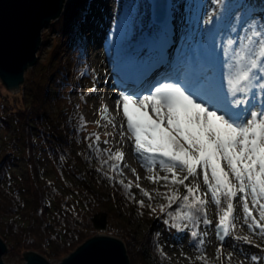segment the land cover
Masks as SVG:
<instances>
[{
	"label": "trees",
	"instance_id": "trees-1",
	"mask_svg": "<svg viewBox=\"0 0 264 264\" xmlns=\"http://www.w3.org/2000/svg\"><path fill=\"white\" fill-rule=\"evenodd\" d=\"M89 2L70 0L61 19L52 23L56 42L50 49L44 38L41 51L48 50L47 61L27 71L18 94L0 93L6 99L0 103V128L13 130L0 139V236L10 254L31 250L60 261L87 239L109 234L125 242L131 264H169L162 231L183 240L195 230L198 236L190 237V244L206 257L202 262L216 264L200 245L198 227L208 225L201 221L185 232L169 228L163 223L166 213L158 208L167 202L152 192L156 213L141 208L138 202L148 205V198L127 181L111 148L101 145L100 136L97 141L82 104L73 100V91L89 70L80 19L88 15ZM41 152L51 161L55 179L45 173ZM20 154L25 156L26 175L13 171ZM173 191L186 194L184 187ZM177 207L173 204L168 211ZM207 213L210 219L209 206Z\"/></svg>",
	"mask_w": 264,
	"mask_h": 264
},
{
	"label": "snow or ice",
	"instance_id": "snow-or-ice-1",
	"mask_svg": "<svg viewBox=\"0 0 264 264\" xmlns=\"http://www.w3.org/2000/svg\"><path fill=\"white\" fill-rule=\"evenodd\" d=\"M216 3L222 5L223 12L204 21L212 27L202 32V36L215 41L237 14L240 21L239 29H230L235 36L228 40V46L221 45L218 49L214 43L218 53L216 73L206 67L195 68L185 60L155 84L144 87L141 81L140 87L127 90L115 104L118 112L122 107L128 138L134 141V152L144 161L142 166L149 173L156 167L166 173L147 177L152 183L163 181L168 189L166 193L157 190V195L167 202L158 205L160 213L167 215L163 223L178 232L195 229L201 221L210 225L207 213L210 195L218 210L215 229L223 248V241L236 226L233 202L238 194L244 223L254 233L258 229V234L264 237V95L258 101L256 91L259 89V94H264V23L249 24L241 3L232 0H216ZM196 23L198 25L199 20ZM246 25L247 30L241 32ZM136 55L147 57L138 64L140 76H147L156 67L153 50L145 45L137 49ZM130 105L135 106L133 110ZM140 110L145 114L150 111L152 116L145 120L139 115ZM101 113L103 119L108 113L106 105H102ZM108 122L115 127L112 120ZM124 135L122 130L121 139ZM96 139L99 141V136ZM123 155L117 150L114 158L122 160ZM201 175L206 186L203 192L199 182ZM190 178L191 183H185ZM130 186L125 185V188ZM179 186L186 190L183 196L173 191V187L178 189ZM136 187L140 185L137 183ZM141 192L149 200L148 205L139 201L141 208L147 206L156 213L157 208L151 204L153 197L144 189ZM222 201L226 202L224 208L220 207ZM173 204L178 207L168 211ZM254 211L258 212V218L253 215ZM189 235L197 237L198 232L193 230ZM240 239L251 243L248 236L236 237ZM200 245H203L202 240ZM228 255L230 258L232 253ZM197 259L206 257L201 255ZM250 259L255 264L257 256L252 255Z\"/></svg>",
	"mask_w": 264,
	"mask_h": 264
},
{
	"label": "rangeland",
	"instance_id": "rangeland-1",
	"mask_svg": "<svg viewBox=\"0 0 264 264\" xmlns=\"http://www.w3.org/2000/svg\"><path fill=\"white\" fill-rule=\"evenodd\" d=\"M111 1L115 8L114 14H116V16L121 13H123L125 17L130 16L129 9L130 5H132V0ZM69 2L70 0L66 1L65 9ZM170 2V13L168 16H166L167 13L164 12V19L161 21V23L163 21L166 23L164 27H161L159 22H155L154 19L147 22L145 18H142L139 20L140 33L136 36L137 38H135V36L127 37L125 35H119L117 31L118 29H121V26H119V28L114 27L112 25L113 23H111V21L109 22V19L111 20V16H104V18L99 17L101 12L100 7L101 5L106 4L107 0H90L88 5V15L86 17H80L82 21L81 26L85 31L88 41L87 61L89 64V70L83 76L81 85L75 91H73V100L82 104L83 114L87 118L94 132L100 136L101 145L104 148L109 146L111 148L112 154H115L117 150L123 152V159L119 160L120 168L127 181H129L133 185L135 191L139 193H142L141 189L154 194H157V190L165 191L167 188L164 186L163 181L152 183L149 179H147V177L156 173H158L159 176H164L166 173L159 169V167H156L153 170V173L147 172L145 167L142 166L144 161L137 158V154L134 152V141L128 138L130 134L127 132L126 120L122 115V107L118 112L115 104V100L120 95L126 94L127 90H124L117 85V81L113 75V70L116 69V65H119L126 60V52L132 50L139 44L142 46L147 45L146 42L151 44V42L148 41V37L152 38V34L150 35L151 32H157V30H161V38H163L162 40L165 41L164 35L166 33L173 35V32H175L176 29L180 28L179 30H176V32H181L184 27L191 29L196 34V43L198 46L201 45L199 56L202 58V60L207 61L208 63L212 62L214 65H216L218 53L215 52V46H217L218 49L221 45L228 46V40L235 36V34L230 31L231 27H237L239 29L240 24L238 18L239 14H237V18H234L231 25H229L224 32L217 36L214 41V38H208L206 35L202 36L201 33L212 27V25L206 24L204 21L209 16H218L219 13H222V5L217 4L216 0H171ZM225 2H228V0H225ZM232 2L243 4L244 10L247 12L246 18H248L249 15L254 14L257 16L256 23L258 25L264 23L263 0H232ZM138 3L142 5L141 8H144L146 15H148L149 11L151 12L152 0H138ZM178 3L180 4L179 8L177 7ZM205 10H207V15H204ZM197 20H199L198 25L196 23ZM52 23L47 25L42 32L41 47L43 45L44 38L49 41L48 49H50L56 42V38L54 36L56 33L52 30L55 25H52ZM146 23L147 28L144 27V24L146 25ZM153 24L154 28L148 32L151 25ZM110 26H112V29H109ZM165 30L168 31L165 32ZM103 31L104 35L102 34ZM185 33H187V31ZM41 47L38 51V62L47 61L49 56L48 50L41 51ZM231 47H235V45H232ZM121 50L124 55L121 53ZM115 56H117L116 59ZM124 81L126 83L132 82L133 79L127 78ZM7 91L9 90H7L0 79V93L6 94ZM9 93L15 95L10 91ZM81 95H85L84 100H82ZM258 95L261 96L264 94H259L258 92ZM260 99L258 101H260ZM1 102L5 103L6 99L0 95V103ZM102 105H106L108 108V113L105 114L103 119L101 118ZM129 107L130 110H133L135 106L130 105ZM139 115H141L145 120H147L149 116H152L150 111L145 114L144 110H140ZM152 118L154 119L155 117L153 116ZM109 120L113 121L115 127H113L112 123L108 122ZM122 124L123 129H121ZM122 130L125 133L123 139H121ZM11 133H13V130L7 131L1 127V141H4V139ZM105 141H107V143H105ZM40 157L41 165L46 171L45 173L49 177L55 179L56 171L54 170L52 163L47 157L46 153L41 152ZM27 170L28 167L24 154L18 155V158L13 165V171H15L17 175H26ZM178 175H183V173H178ZM137 177H139V179H137ZM199 182L201 191H206V186H204L202 182V175L199 177ZM137 183L140 185V187H136ZM185 183H191V178ZM57 184L60 185L61 182L57 180ZM182 187L183 186H179L178 188ZM176 190L178 189L176 188ZM208 201L211 224L205 228L203 226L198 227L207 257L216 264H221L224 262L228 264H254L250 257L252 255H256L257 261L255 264H264V237L258 234V229H256L254 233L250 231L247 225L244 223L243 205L240 194H238L237 198L233 202L236 226L234 229H232L230 235L223 241V248H221L222 242L218 238L215 229V225L218 223V210L216 205L211 201L210 195L208 196ZM249 204L251 208L252 206L250 197ZM220 207H226V202L222 201ZM253 215H256L258 218V212L254 211ZM148 225L149 224H144L145 227H148ZM189 233L190 232L187 233L183 240H174L173 238L169 237L167 231H162V239L165 241V243H167L165 247V253L170 261L169 264H206L205 262H202V260L197 259V257L201 255L199 254L198 248L190 244ZM244 236H248L251 240V243H247L243 239L236 240V237L242 238ZM233 245L235 247H233ZM218 249H220L219 256L217 255ZM23 253L24 252L22 251H17L15 254H10L8 250V252L3 256V259L7 264H24L25 257L23 256ZM229 253H232L230 258L228 255ZM49 261L51 264H58L61 260Z\"/></svg>",
	"mask_w": 264,
	"mask_h": 264
},
{
	"label": "water",
	"instance_id": "water-1",
	"mask_svg": "<svg viewBox=\"0 0 264 264\" xmlns=\"http://www.w3.org/2000/svg\"><path fill=\"white\" fill-rule=\"evenodd\" d=\"M67 0H0V79L16 94L26 72L38 62L42 32L64 12ZM171 0H152L155 22L168 16ZM159 13H156V12ZM163 15V16H162ZM160 17V18H159ZM159 19V20H158ZM8 244L0 236V264ZM24 264H51L37 251H26ZM58 264H131L125 242L113 235L97 234L65 256Z\"/></svg>",
	"mask_w": 264,
	"mask_h": 264
},
{
	"label": "bare ground",
	"instance_id": "bare-ground-1",
	"mask_svg": "<svg viewBox=\"0 0 264 264\" xmlns=\"http://www.w3.org/2000/svg\"><path fill=\"white\" fill-rule=\"evenodd\" d=\"M153 6V5H152ZM142 5L138 3V0H132V5H130V16L125 17L123 13L116 16L114 14V6L112 5L111 0H107V3L104 5H101L100 9L101 12L99 14V17L104 18V16H111V20L109 19V22L113 23L112 25L116 28H119L121 26V29H118L117 33L119 35H125L127 37L130 36H136L140 33V24L139 20L142 18H145L147 22L150 20H155L156 15L149 11L148 15L145 14L144 8H141ZM177 7H180V4H177ZM170 13V11H168ZM156 13H159L158 11ZM168 13V14H169ZM259 13V12H258ZM256 15L252 14L249 15L248 18H246L249 21V24H253L255 26H259L256 22ZM166 23L163 21L162 24H160L161 27H164ZM112 26L109 27V29ZM126 27V29H125ZM144 27L147 28L144 24ZM154 28V24L151 25L148 32H150L151 29ZM180 28L176 29L179 30ZM173 32V35H170V33H166L165 41L161 38V30H157V32L153 31L150 33L152 34V38L148 37V41L151 42V44L147 43L148 47H150L153 52V62L156 63V67L153 68L147 76L141 77L140 72L138 69V64L141 61H144L147 59V57H138L136 55V51L138 48L143 47L142 45L135 46L132 50H127L126 52V60L122 62L119 65H116V69L113 70L114 78L117 81V85L124 89L128 90L134 87H140L141 81L144 82L143 86L147 87L149 84H155L157 81L162 80L164 75L172 70L175 69L178 65H181L185 60L189 64H193L195 68L199 67H206L208 71H213V73H216V65H214L212 62L208 63L207 61H203L200 55V48L201 45H197L196 43V34L191 29H188L187 27H184L181 32ZM247 30V25L241 32ZM164 31V30H163ZM168 30H165L167 32ZM187 31V33H185ZM104 35V31L102 32ZM116 53V52H115ZM122 53V50H121ZM197 53V55H196ZM124 55V53H122ZM116 55V54H115ZM117 56H115V59ZM202 61V62H200ZM127 78L135 80V82L126 83L124 80ZM257 92H259V89H256ZM261 96L258 95L257 100H259ZM112 104V102H111Z\"/></svg>",
	"mask_w": 264,
	"mask_h": 264
}]
</instances>
